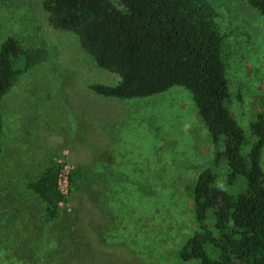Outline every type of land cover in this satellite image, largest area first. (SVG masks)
Listing matches in <instances>:
<instances>
[{
  "label": "rangeland",
  "instance_id": "374dc122",
  "mask_svg": "<svg viewBox=\"0 0 264 264\" xmlns=\"http://www.w3.org/2000/svg\"><path fill=\"white\" fill-rule=\"evenodd\" d=\"M42 1L0 0V45L11 37L47 53L1 101L0 264H196L182 263L178 251L197 231L198 175L210 168L227 194L244 189L240 177L228 182L225 160L215 162L222 142L211 141L183 88L132 100L95 94L91 85H115L118 77L98 68L73 34L53 29ZM209 3L222 37L228 109L248 152L249 124L264 111V18L243 0ZM62 149L81 178L70 211L58 209L46 222L44 203L26 185ZM260 166L264 178V147Z\"/></svg>",
  "mask_w": 264,
  "mask_h": 264
},
{
  "label": "trees",
  "instance_id": "16d2710c",
  "mask_svg": "<svg viewBox=\"0 0 264 264\" xmlns=\"http://www.w3.org/2000/svg\"><path fill=\"white\" fill-rule=\"evenodd\" d=\"M264 18V0H243ZM43 0L49 25L75 36L95 65L118 77L115 85L94 84L97 95L132 100L180 87L190 95L199 121L213 143L223 144L215 162L227 163V179L244 189L227 194L210 168L197 177L192 219L197 231L178 251L182 263L264 264V111L249 124L247 138L228 109L229 89L221 56L222 37L209 0ZM44 48L25 49L11 37L0 45V107L18 78L46 59ZM3 122L0 114V136ZM57 166L52 162L26 189L44 203V219L57 215ZM81 175L76 167L70 188ZM207 219L208 224H207ZM213 226L216 234L209 230Z\"/></svg>",
  "mask_w": 264,
  "mask_h": 264
},
{
  "label": "built area",
  "instance_id": "2783aa9c",
  "mask_svg": "<svg viewBox=\"0 0 264 264\" xmlns=\"http://www.w3.org/2000/svg\"><path fill=\"white\" fill-rule=\"evenodd\" d=\"M69 152L65 149L60 150L59 153L51 158L52 162L57 166V173L55 179V189L60 196V200L57 203V208L70 211V176L74 171V164L69 161Z\"/></svg>",
  "mask_w": 264,
  "mask_h": 264
}]
</instances>
